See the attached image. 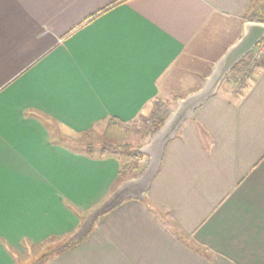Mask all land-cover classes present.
<instances>
[{
  "label": "crops",
  "instance_id": "0c3cea01",
  "mask_svg": "<svg viewBox=\"0 0 264 264\" xmlns=\"http://www.w3.org/2000/svg\"><path fill=\"white\" fill-rule=\"evenodd\" d=\"M252 11L264 0H0V264L64 240L121 183L116 156L67 136L202 84ZM233 89L182 123L144 200L42 264H264V58Z\"/></svg>",
  "mask_w": 264,
  "mask_h": 264
},
{
  "label": "water",
  "instance_id": "95a60500",
  "mask_svg": "<svg viewBox=\"0 0 264 264\" xmlns=\"http://www.w3.org/2000/svg\"><path fill=\"white\" fill-rule=\"evenodd\" d=\"M263 38L264 21L247 20L243 23L241 36L216 59L201 86L184 97H178L175 107L167 118L139 147L138 151L147 157L143 170L138 175L123 180L101 203L92 208L82 219L78 228L66 238L65 244L82 240L100 216L118 206L125 199L144 200L145 192L150 188L160 168L168 142L176 136L182 123L191 119L195 110L216 94L226 76L251 53Z\"/></svg>",
  "mask_w": 264,
  "mask_h": 264
},
{
  "label": "trees",
  "instance_id": "16d2710c",
  "mask_svg": "<svg viewBox=\"0 0 264 264\" xmlns=\"http://www.w3.org/2000/svg\"><path fill=\"white\" fill-rule=\"evenodd\" d=\"M247 20L264 21V14L257 12V11H252L248 15ZM256 66L257 65H255L251 62V59L248 61L245 58L232 69V71L229 73V75L233 76L235 79V87L233 89L235 94H239L242 91V89L246 85L247 78L250 76V74L252 73L253 69ZM226 79L227 78H225V80ZM171 110L172 109L169 108V106L166 102L159 101V100L154 102L152 104V108H151L150 113L148 115V121H149L150 125H148V126L145 125V126H143V128H140L138 126L139 124H137L136 121L132 122L130 124H124V123H121L119 121H116L113 117L109 118L107 120V122L109 125L122 127L125 132H132L135 135L141 136V137L142 136L150 137L159 128V126L163 123V121L167 118V116ZM37 117L39 119L40 118L43 119V117L40 115H37ZM84 134H86V133H84ZM85 146L87 149L86 152L89 155L96 156V155H93V153H92L91 148H93L92 147L93 145L88 143ZM126 147H129L128 145H126V143H110V142L107 144L102 143L99 146V153L97 155L98 157L106 156V155H114L119 159L120 169H119L118 175H119L121 180L127 179L126 173H128V171L130 169L135 168L137 166L136 163L143 156L142 154H140L138 149H133V150L128 151V150H126L127 149ZM123 152H125V153H123ZM121 156H125L126 161H123ZM135 160H137V161H135ZM133 165H135V166H133ZM135 170H137V169H135ZM138 173H139V170L136 172L135 175H137ZM135 175H132L130 177H133ZM130 177H128V178H130ZM121 180H120V182H121ZM66 238L62 241H59L53 250H50V251H47V252L41 254L40 257L38 258V261L35 264H42L49 257L54 256V255L68 249L69 247H71V246H73V245H75L81 241L80 240V241L73 242L70 244H65L64 241L66 240Z\"/></svg>",
  "mask_w": 264,
  "mask_h": 264
},
{
  "label": "rangeland",
  "instance_id": "374dc122",
  "mask_svg": "<svg viewBox=\"0 0 264 264\" xmlns=\"http://www.w3.org/2000/svg\"><path fill=\"white\" fill-rule=\"evenodd\" d=\"M264 14V11L263 13ZM231 45V44H230ZM204 54H208L209 51H204ZM252 52L246 57V60H250L252 57ZM200 54H203V52H199ZM198 57L196 56H189L185 62L183 63L185 66H189V65H193L195 63H198L196 61H198ZM183 66V68L185 67ZM255 69V68H254ZM253 69V70H254ZM183 71V70H182ZM226 80H223L222 85H226L227 83H233L234 87H235V79L233 76L231 75H227L226 76ZM226 83V84H225ZM201 86V83L199 85H187L185 91H183L182 93H180V95H177L178 97H184L186 94L195 91L196 89H198ZM178 97H173L169 100H167V104H169V108L173 109L175 107V102L176 99ZM136 123L139 124L138 126L140 128H143V126H148L149 121H148V117L144 118L142 116H140L137 120ZM68 138H71L72 140L75 141L76 143V147L75 149L77 150H82V151H87L86 149V144L90 143L91 145H93L91 148L92 149V153L93 155H98L99 153V146L102 143H126V145H128L129 147H126V150H133V149H138L139 147L144 144L147 140H148V136H137L132 132H125L123 130L122 127L119 126H114V125H109L108 122L105 124L101 123L100 125H98L96 128H94L92 131L86 133V134H77V135H72V136H67ZM125 153V152H123ZM141 154V153H140ZM143 155V154H142ZM121 158L123 159V161H126L125 156H121ZM137 161V160H135ZM147 163V157L145 155H143L140 160H138V162L136 163L137 166L133 169H130L128 171V173H126L127 175V179L128 177L135 175L136 172L139 170V173L143 170V168L146 166ZM135 164V165H136ZM133 165V166H135ZM137 169V170H135ZM138 173V174H139ZM137 174V175H138ZM136 176V175H135ZM134 177V176H133ZM131 178V177H130ZM121 180V179H120ZM123 180H121L122 182ZM58 244V242H52L49 243L47 246H44L43 248L41 247H37V248H28L25 250L24 253H22L21 255V260L19 261L18 264H35L38 261V258L40 257L41 254L53 250L54 247ZM24 259H26V261H24Z\"/></svg>",
  "mask_w": 264,
  "mask_h": 264
},
{
  "label": "built area",
  "instance_id": "2783aa9c",
  "mask_svg": "<svg viewBox=\"0 0 264 264\" xmlns=\"http://www.w3.org/2000/svg\"><path fill=\"white\" fill-rule=\"evenodd\" d=\"M263 58H264V38L253 49L251 62L255 65H258Z\"/></svg>",
  "mask_w": 264,
  "mask_h": 264
}]
</instances>
